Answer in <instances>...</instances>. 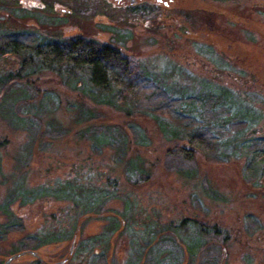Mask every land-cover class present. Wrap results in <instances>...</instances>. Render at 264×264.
I'll return each instance as SVG.
<instances>
[{
  "label": "rangeland",
  "instance_id": "1",
  "mask_svg": "<svg viewBox=\"0 0 264 264\" xmlns=\"http://www.w3.org/2000/svg\"><path fill=\"white\" fill-rule=\"evenodd\" d=\"M171 1L175 8L191 1L207 14L209 33L248 52L237 45L223 54L200 34L203 15L196 11L187 20L177 12L169 23L161 18L168 13L163 7L154 19L131 15L129 4L117 0H0V38L27 30L46 40L84 36L110 43L175 97L184 96L192 117L202 124L211 118L221 142L243 129L240 140L218 148L227 163L198 157L195 174L168 172L165 152L178 143L168 127L161 131L152 116H127L94 100L98 91L83 77L68 84L63 71H34L17 55L0 52L1 263L42 242L52 248L62 242L45 263L72 249L67 264H97L116 234L109 264H194L189 245L196 247L200 228L215 226L226 235L224 249L215 257L208 245L203 261L264 264V174L254 181L245 173V157L238 159L241 151L233 154L241 140L264 137V35L230 17L264 31V0ZM207 85L231 95L213 114L200 105ZM237 112L246 115L238 118L246 126L232 129L226 121ZM167 227L181 228L177 244L161 236Z\"/></svg>",
  "mask_w": 264,
  "mask_h": 264
},
{
  "label": "trees",
  "instance_id": "2",
  "mask_svg": "<svg viewBox=\"0 0 264 264\" xmlns=\"http://www.w3.org/2000/svg\"><path fill=\"white\" fill-rule=\"evenodd\" d=\"M168 2L169 4L165 5L156 0H138L134 5L129 4L128 11L131 15L140 12L148 18L157 19L158 15L155 13L159 12L160 10L158 9L163 7L168 13L160 16L164 20L167 17L169 23L176 20L178 13H181L180 19L183 17L187 20L190 13H192L191 11H196L198 15H203V25L200 28V31L202 30L200 34L205 36L206 39H209L215 46L219 47L223 54L226 55L227 53L234 52L237 45L246 53L248 52L247 47L240 42H227L221 37L209 33L206 30L210 28L208 25V17H205L206 13L201 8H198V6L193 5L191 1L178 3L177 8H175L176 3L174 1L169 0ZM207 12L210 13V10L207 9ZM229 14L228 12L225 13V15ZM230 17L235 22H242L243 25L258 30L264 35L261 25L255 26L253 23L249 24L248 21L242 20L237 16ZM0 50L2 54L17 55L22 59L23 64L26 65L25 68H34V71L35 69L36 71L42 69L50 71L51 73L63 71L69 80L68 84L76 82L79 77H83L91 88L98 91L97 97H93L94 100L98 98V100L108 104L110 107L126 112L127 116H132L135 113L152 116L158 123L161 131L166 130L165 127H168L171 136L178 141L175 146L169 147L165 152L164 168L168 172H177L191 176L197 172L198 157H202L208 163H227L228 160L224 159V154H219L218 148L222 144H233L242 138L239 136L243 129H238V127L243 128V125L246 126V124H243L238 118L239 116L246 117V115L237 112L236 114L238 115H235L234 118L230 116V120L226 121V123L230 124V128L232 129L237 128L238 132L232 134L228 141L221 142L220 138L223 137V133L216 130L217 124L214 125L215 123H213L211 118L206 117L204 124H202L201 121L192 117V114L185 108V105L189 104V102L186 101L184 96L182 98L175 97L172 92L165 89L162 83L148 77L139 60L127 54L122 48L110 43L84 36L46 40L33 32L23 30L4 33L0 38ZM22 71L17 74L18 77L23 76ZM80 82V84L84 83L83 81ZM222 91L227 92V94H222ZM214 92H216V89H210L209 85H207V89L202 93L203 96L200 99V105L205 113L213 114L214 108L217 105H222V101L225 102L231 99V95L226 89L220 90L219 94ZM138 107H141V110L137 111L136 109H139ZM205 113L204 116H206ZM200 115L201 117L199 115L198 117L203 118V115ZM99 116L101 115H93L87 120H92ZM247 116L252 121L256 118H253L252 113H247ZM238 150L241 151L239 152L240 156L237 155L238 159L245 157L246 160L245 173L250 174L253 180L257 181L264 174V137H248L246 140H241V146L238 149L236 148L233 154L236 155ZM215 194L217 193L215 192ZM249 219L251 222L254 221L252 218ZM117 227L118 225L115 226V229ZM167 228L169 230L161 229V236L166 234L177 244L180 236L178 231L181 228ZM77 230L79 231V228ZM197 234L199 237L196 239L199 241L196 242V247L190 244L187 251L189 253H196L192 260L194 264H212L211 260L203 261L207 255V247L208 245L212 246L211 249L215 253V257H217L216 255L221 254L222 249H224L222 246L226 235L215 226L200 228ZM115 235L111 234L107 238L104 253L99 256L98 260L100 262L97 264H109L107 252L112 245L111 242L115 238ZM159 237L160 235L157 238L159 239ZM28 242L33 243V241L29 240ZM45 243L42 242L36 245L33 251L44 255L46 259L51 258V260L58 255L59 249L65 246L61 242L58 243L56 248H52ZM159 244L160 241H157L156 246L158 247ZM70 250L65 256L70 255L69 260L73 256V253L70 254ZM150 250L148 252L152 254ZM182 250L184 249L182 248ZM184 252L186 253L185 250ZM26 256L34 258L30 254ZM201 258L202 260L200 261ZM152 259L153 261L155 260L154 258ZM4 262L5 260L2 263L0 262V264ZM34 263L51 264L55 262L45 263L40 259H33L29 260L26 264ZM216 264H220L218 259H216Z\"/></svg>",
  "mask_w": 264,
  "mask_h": 264
},
{
  "label": "flooded vegetation",
  "instance_id": "3",
  "mask_svg": "<svg viewBox=\"0 0 264 264\" xmlns=\"http://www.w3.org/2000/svg\"><path fill=\"white\" fill-rule=\"evenodd\" d=\"M157 2H162L163 3V0L162 1H159V0H156ZM119 4H130V5H134V4H136L137 2H138V0H118L117 1ZM164 4L165 5H168L169 3H167V2H164ZM27 251H30V250H24V251H20V253H23V252H27ZM37 252V251H36ZM38 253V252H37ZM17 254H19V253H17ZM14 255H16V254H14ZM27 255V254H26ZM26 255H23V256H20V257H18V258H16V259H14L10 264H26L29 260H33V259H40L41 261H43V262H45V256H41V254L40 253H38V257H36V256H33V255H31L32 257H34V258H30V257H28V256H26ZM13 256V255H12ZM9 257H11V256H9ZM8 258V257H7ZM6 258V259H7ZM6 262V261H5ZM4 262V263H5ZM3 263V264H4ZM47 263V262H46Z\"/></svg>",
  "mask_w": 264,
  "mask_h": 264
},
{
  "label": "water",
  "instance_id": "4",
  "mask_svg": "<svg viewBox=\"0 0 264 264\" xmlns=\"http://www.w3.org/2000/svg\"><path fill=\"white\" fill-rule=\"evenodd\" d=\"M159 1H162V0H159ZM71 253H72V249L70 250V254ZM26 254L27 255L30 254V255L38 257V253L36 251L30 250V251L19 253V254H16V255H13V256L9 257L4 264H10L14 259H16V258H18L20 256H23V255H26ZM69 256L65 257L62 261L51 263V264H65L69 260ZM47 264H49V263H47Z\"/></svg>",
  "mask_w": 264,
  "mask_h": 264
}]
</instances>
